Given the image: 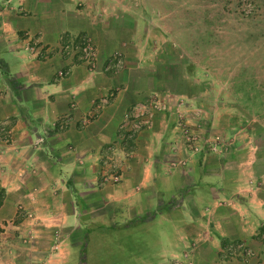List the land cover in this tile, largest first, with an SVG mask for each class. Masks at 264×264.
Listing matches in <instances>:
<instances>
[{
  "label": "crops",
  "instance_id": "0c3cea01",
  "mask_svg": "<svg viewBox=\"0 0 264 264\" xmlns=\"http://www.w3.org/2000/svg\"><path fill=\"white\" fill-rule=\"evenodd\" d=\"M124 16L105 0H0V264H264V138L206 106V91H159L157 61ZM81 34L94 72L60 52ZM117 52L124 67L105 70ZM111 147L120 179L102 184ZM235 242L253 255L226 251Z\"/></svg>",
  "mask_w": 264,
  "mask_h": 264
},
{
  "label": "rangeland",
  "instance_id": "374dc122",
  "mask_svg": "<svg viewBox=\"0 0 264 264\" xmlns=\"http://www.w3.org/2000/svg\"><path fill=\"white\" fill-rule=\"evenodd\" d=\"M105 1L138 25L159 91H206V106L264 138V0Z\"/></svg>",
  "mask_w": 264,
  "mask_h": 264
},
{
  "label": "built area",
  "instance_id": "2783aa9c",
  "mask_svg": "<svg viewBox=\"0 0 264 264\" xmlns=\"http://www.w3.org/2000/svg\"><path fill=\"white\" fill-rule=\"evenodd\" d=\"M27 48L30 51H35L37 49L36 44L33 46H27ZM60 52L62 53L63 56L69 57V58H76L77 60L84 62L85 65L87 66L88 70L90 72L96 71L97 68V52L96 48L91 40V38L87 34H81L77 37L76 40L72 39H63L60 45ZM41 53V52H40ZM124 67V59L121 55V53L117 52L114 53L110 58H108L104 69L107 71H110L112 73H118L122 68ZM69 73V70H60L57 72L58 77L65 76L66 74ZM113 92H109L105 95H102L98 97L96 100L93 101L92 103V108L88 112V114L82 118V123L87 124L91 121L93 117H95L110 101V98L113 97ZM152 99L151 101H153ZM155 103H157L160 107H163L164 101L159 98V100H155ZM179 105L185 106V102L183 100H180ZM136 108V113L132 117L128 116L126 118L127 120H134L137 123L136 117L141 115L139 108L146 109V106H138ZM126 122L122 125L125 126ZM4 122L0 121V139L6 141L8 137V131L4 129ZM137 125L135 128L137 129ZM128 130V131H127ZM125 131L128 132V134L133 135L135 132L132 128L127 129ZM124 131V132H125ZM184 133H185V140L186 143L189 145L191 151H197L199 147L201 148L202 145L199 141V137L197 134L189 131L187 128L184 127ZM210 141L208 142V145L210 146L211 150L214 152H219L221 147L222 149L225 148L226 143L221 141V139H209ZM42 141V138L39 137L36 139V142L39 143ZM111 155L107 156L104 158L101 162V168L99 170V178H100V183L104 184L107 182L115 183L119 181L120 179V162L118 160L119 156V151L117 147H111L110 148ZM226 251L230 252L233 254L234 252L236 253L237 251H241L243 255L245 256H252L253 251L243 244L242 242H235L232 244H229L226 247ZM178 261V260H177ZM182 261V260H181ZM186 262V260L184 261ZM177 263H180L178 261Z\"/></svg>",
  "mask_w": 264,
  "mask_h": 264
}]
</instances>
